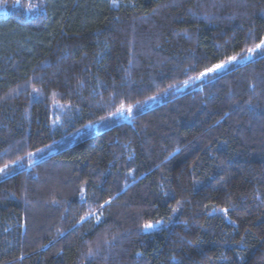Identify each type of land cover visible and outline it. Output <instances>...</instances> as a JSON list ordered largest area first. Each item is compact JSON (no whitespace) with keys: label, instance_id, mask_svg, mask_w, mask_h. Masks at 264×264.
I'll return each mask as SVG.
<instances>
[{"label":"trees","instance_id":"obj_1","mask_svg":"<svg viewBox=\"0 0 264 264\" xmlns=\"http://www.w3.org/2000/svg\"><path fill=\"white\" fill-rule=\"evenodd\" d=\"M259 37L264 0H0V167L51 146L0 175V264H264V59L183 88Z\"/></svg>","mask_w":264,"mask_h":264},{"label":"snow or ice","instance_id":"obj_2","mask_svg":"<svg viewBox=\"0 0 264 264\" xmlns=\"http://www.w3.org/2000/svg\"><path fill=\"white\" fill-rule=\"evenodd\" d=\"M116 0H113V4L115 5ZM259 42L254 43L252 46L247 47L246 49H243L240 52H234L233 54H228L227 51L223 53V58L219 59L218 62L211 64V66H205L203 71H200L198 75L191 76L187 80H185L183 83L185 86L189 85L190 83H194L196 81H201L205 78L208 77H215L218 76L219 74L226 73L230 71L232 68L237 67L238 65L242 63H247L252 61L257 54H259L260 58L264 59V37H259ZM193 70H195L193 68ZM187 71V70H185ZM32 78L30 77L28 81L25 82V85H28L31 83ZM175 85H169L168 89H164V92L167 93L170 89L174 88ZM26 90V89H25ZM14 92L16 91L15 89L13 90ZM33 93H35L37 96L40 94V89L33 88L32 92L29 93V96H32ZM160 95V93H157L156 96L148 97V100H154L157 98V96ZM145 101H137L135 104H127L121 102L120 106L116 108L114 112H109L108 116H101L99 122H103L105 120H110L115 117H123V118H131L133 115V110L134 109H140L143 107ZM54 123H59V120H54ZM93 123H98V122H93ZM92 124L89 125H84L83 127L88 128L91 127ZM51 146L46 145L44 148H37L35 152L29 151L25 153L24 156L18 157L16 160L11 161L10 163H6L3 165V167H0V175H7L14 166H19L20 168L24 167V160L27 158L29 163L28 167L31 168L33 167L36 163L37 160L35 159L36 157L40 156L41 153L45 152L46 149L50 148ZM171 155V154H170ZM42 158V157H41ZM131 174V173H129ZM80 199L82 203H87V200L85 198V191L83 188L80 189ZM111 203V199L107 200L104 202L103 205L100 206L102 209L105 205ZM173 211H176V209H173ZM222 211L227 214V209H222ZM100 210L96 211H90L86 213V215L80 217V221H77V223L81 221H88L95 219L97 222H99L101 218ZM160 223V221H146L144 222L140 227L143 231H148L155 229L156 226ZM58 234H63L60 232L58 229ZM105 244H107V241H104ZM97 249H92L89 248L87 252V258L89 260L97 254ZM139 255V254H138Z\"/></svg>","mask_w":264,"mask_h":264},{"label":"rangeland","instance_id":"obj_3","mask_svg":"<svg viewBox=\"0 0 264 264\" xmlns=\"http://www.w3.org/2000/svg\"><path fill=\"white\" fill-rule=\"evenodd\" d=\"M191 84V83H190ZM186 86L184 85V87L183 88H185Z\"/></svg>","mask_w":264,"mask_h":264}]
</instances>
